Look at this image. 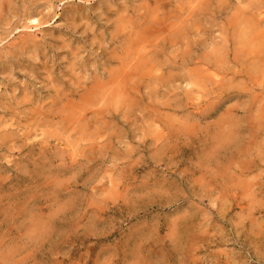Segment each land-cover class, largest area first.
Masks as SVG:
<instances>
[{"label":"rangeland","instance_id":"374dc122","mask_svg":"<svg viewBox=\"0 0 264 264\" xmlns=\"http://www.w3.org/2000/svg\"><path fill=\"white\" fill-rule=\"evenodd\" d=\"M0 264H264V0H0Z\"/></svg>","mask_w":264,"mask_h":264},{"label":"bare ground","instance_id":"6f19581e","mask_svg":"<svg viewBox=\"0 0 264 264\" xmlns=\"http://www.w3.org/2000/svg\"><path fill=\"white\" fill-rule=\"evenodd\" d=\"M143 19H144V18H143ZM31 21H32V22H37L38 20H37L36 18H33ZM162 26H163V25H162ZM162 34H163V33H162ZM234 131H235V130H234ZM225 133H228L227 136L229 135V131H228V132H224L223 137H225ZM222 134H223V133H222ZM220 135H221V134H220ZM220 135H219V137H221ZM227 136H226V138H227ZM219 137H218V138H219ZM224 139H225V138H224ZM226 140H227V139H226ZM219 141H220V140H219ZM227 141H228V140H227ZM230 141H231V140H230ZM232 141H233V140H232ZM232 141H231V142H232ZM225 142H226V141H225ZM248 142H249V141H248ZM253 142H254V141H253ZM245 143H246V142H245ZM220 144H222V143H220ZM226 144H227V143H226ZM228 144H229V143H228ZM222 145H223V144H222ZM230 146H231V145L229 144V147H230ZM239 146H240V144H239ZM226 147H227V146H226ZM229 147H228V148H229ZM247 147H248V146H247ZM238 152H239V149H238ZM240 152H241V151H240ZM245 154H246V153H245ZM243 155H244V154H243Z\"/></svg>","mask_w":264,"mask_h":264}]
</instances>
